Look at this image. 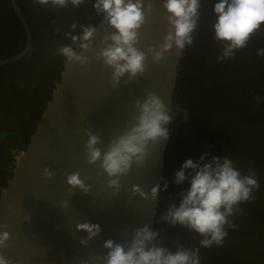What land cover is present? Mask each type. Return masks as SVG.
Masks as SVG:
<instances>
[{
  "label": "clouds",
  "instance_id": "9594fccd",
  "mask_svg": "<svg viewBox=\"0 0 264 264\" xmlns=\"http://www.w3.org/2000/svg\"><path fill=\"white\" fill-rule=\"evenodd\" d=\"M33 3L57 10L92 5L95 14L103 17L113 29L103 36L100 41L102 47L98 51L94 48L98 33L96 24L73 22L64 32L70 43L60 45L54 55L63 57L66 67L70 64L85 67L90 57L82 53L93 52L97 61L113 69L111 81L113 87H117L126 75L127 83H139V78L147 71L149 53L155 62H160L175 47L177 56L181 58L185 49L194 43L205 0H164L168 31L163 42L158 47L150 46L147 52L137 46L141 31L148 23V15L154 11L155 0H33ZM213 14L214 40L221 46L218 62L235 57L238 51L248 47L253 36L260 37L264 32V0H218ZM56 31L59 32L60 28L57 27ZM257 55L264 57V48L259 49ZM134 105L136 111L125 130L113 136L106 150L99 146L104 141L94 133V127L86 129L87 163L99 165L107 174V187L114 196L121 192L122 178L131 172L133 165L142 166L150 155V149L170 139L166 126L175 122L177 114L182 115L185 121L190 117L187 108L182 109L175 104L170 109L155 92H149L143 100L136 99ZM207 157L208 153H205L198 161L188 159L175 172L174 183L182 185L187 181L190 188L171 198L156 221L195 232L202 237L199 247H185L179 240H173L174 248L166 247L161 231H154L145 224L134 231L130 240L125 229L123 243L107 239L103 244L106 254L90 256L85 264H201V247H222L229 235L228 229L238 227L234 218L244 212L241 205L255 201L260 183L255 171L249 170L244 174L228 155ZM42 175L52 179L57 173L45 167ZM65 176L72 189H79L85 195L91 192L92 186L81 179L79 172L65 173ZM99 182L103 184V181ZM168 188L165 180L163 185L158 183L151 188L150 197L140 185H133L131 191L133 196L139 195L144 200L155 202L161 192L167 193ZM61 207L68 208L69 202L65 201ZM27 219L31 221V215ZM0 227L7 229L8 225ZM76 229L87 233L79 241L85 246L102 232L99 224L87 221L78 223ZM11 239L8 231L0 232V250L7 249ZM0 264H12L3 251H0Z\"/></svg>",
  "mask_w": 264,
  "mask_h": 264
},
{
  "label": "water",
  "instance_id": "95a60500",
  "mask_svg": "<svg viewBox=\"0 0 264 264\" xmlns=\"http://www.w3.org/2000/svg\"><path fill=\"white\" fill-rule=\"evenodd\" d=\"M10 1L23 25L27 43L21 53L0 64L23 58L33 41L32 30L18 1ZM163 3L164 0H155L154 11L148 15V23L141 31L137 47L145 52L150 46L158 47L167 34ZM96 26L94 48L98 51L103 36L113 29L103 17ZM176 51L174 47L160 62H155L149 53L147 71L139 83H127L126 75L117 87L111 81L113 69L97 61L93 52L82 53L90 57L85 67L78 64L66 67L63 62L60 78L35 130L0 190V225H8L7 229L0 227V232L8 231L12 237L9 247L0 251L12 264H85L90 256L106 254L103 244L107 239L123 243L125 229L129 240L145 224L155 231L161 194L152 202L133 196L131 190L133 185H140L150 197L152 187L158 183L163 185L170 139L150 149L142 166L133 165L131 172L122 178L121 192L114 196L107 187V174L99 165L87 163L86 129L94 127V133L104 141L99 146L106 150L108 142L123 132L131 120L136 99L143 100L149 92H155L172 109L182 59ZM166 127L170 133L171 124ZM45 167L57 175L52 179L44 177ZM75 172L92 186L89 194L67 184L65 173ZM65 201L69 202L68 208L61 207ZM29 215L31 221L27 219ZM85 221L99 224L102 229L86 246L79 241L87 233L76 229L78 223Z\"/></svg>",
  "mask_w": 264,
  "mask_h": 264
},
{
  "label": "trees",
  "instance_id": "16d2710c",
  "mask_svg": "<svg viewBox=\"0 0 264 264\" xmlns=\"http://www.w3.org/2000/svg\"><path fill=\"white\" fill-rule=\"evenodd\" d=\"M216 2L205 0L194 43L185 49L179 65L173 106L187 108L190 117L185 121L178 113L171 124L164 176L169 188L167 193L161 192L156 221L171 198L190 188L187 181L182 185L174 183L175 172L186 160L198 161L205 153L208 159L228 155L244 174L249 170L257 173L260 191L255 193V201L241 205L244 212L234 218L238 227L228 229L229 235L222 247H201V264H264V57L257 55L264 48V32L260 37L253 36L248 47L238 51L235 57L218 62L221 46L214 40L212 27ZM19 4L31 27L33 45L29 54L15 65L43 66L38 90L43 91L44 99H49L64 60L54 52L60 45L70 43L60 31L69 30L73 22L97 24L101 16L95 14L92 5L57 10L35 5L33 0H19ZM0 31L1 45L16 46L12 55L24 47L26 36L10 0H0ZM6 81L15 87L9 79ZM45 106L44 103L40 111ZM11 132H4L0 138V168L7 178L14 166L9 146L23 150L26 147L11 136L17 133ZM11 140L18 145L10 144ZM5 185L6 182H0V187ZM155 231H161L165 236L164 246L170 248H174L173 240L183 242L185 247H199L202 239L195 232L171 227L163 221L156 222Z\"/></svg>",
  "mask_w": 264,
  "mask_h": 264
},
{
  "label": "flooded vegetation",
  "instance_id": "af4514ba",
  "mask_svg": "<svg viewBox=\"0 0 264 264\" xmlns=\"http://www.w3.org/2000/svg\"><path fill=\"white\" fill-rule=\"evenodd\" d=\"M17 1L19 4V0ZM24 16L28 22V19L25 14ZM23 31L25 33L24 28ZM65 31H67V29L66 30L63 29L60 31L62 32L63 37ZM1 32L2 31H0V35ZM25 39L26 42L24 44V47L21 50L17 51L18 53H16L15 55L12 54H14L16 46L12 48L8 44L6 45L0 44V61L8 60L21 53L27 43V37H25ZM32 45H33V41H32ZM29 52L24 57H26L29 54ZM19 60L0 64V135H1L0 138L2 137L4 132L14 131L17 134L11 136H15V138L20 142V145L22 146V145H27L31 134L35 129L39 116L44 108L41 111L40 109L42 108V105L44 103L46 104L49 99H44L45 96L42 95L43 91L38 90L40 80L44 74L45 68L43 66H38L37 64H23L21 66L15 65V63H17V61ZM7 79H9L12 85H15L16 88L8 84V82L6 81ZM54 82H56V80ZM18 90L22 91V93H19ZM29 121L32 122L30 127L28 126ZM12 143L18 145V143L13 142V140H11L10 144ZM9 147H10L9 155L12 154L13 163H14L17 153L18 154L21 153L23 149L21 147L17 149L15 148L14 145H10ZM9 178L6 177L5 172L0 168V182L3 181L7 182ZM2 187L3 186L0 187V190Z\"/></svg>",
  "mask_w": 264,
  "mask_h": 264
},
{
  "label": "bare ground",
  "instance_id": "6f19581e",
  "mask_svg": "<svg viewBox=\"0 0 264 264\" xmlns=\"http://www.w3.org/2000/svg\"><path fill=\"white\" fill-rule=\"evenodd\" d=\"M36 127V126H35ZM35 130V129H34ZM21 153H17V155H16V158H15V162H16V160L18 159V157H19V155H20ZM15 162H14V165H15ZM13 168H14V166H13ZM13 170V169H12Z\"/></svg>",
  "mask_w": 264,
  "mask_h": 264
}]
</instances>
